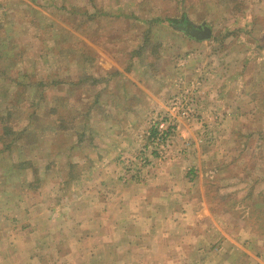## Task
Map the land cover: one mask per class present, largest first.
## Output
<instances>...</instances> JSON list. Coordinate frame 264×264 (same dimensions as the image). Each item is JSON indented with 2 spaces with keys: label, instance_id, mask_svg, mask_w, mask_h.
<instances>
[{
  "label": "rangeland",
  "instance_id": "rangeland-1",
  "mask_svg": "<svg viewBox=\"0 0 264 264\" xmlns=\"http://www.w3.org/2000/svg\"><path fill=\"white\" fill-rule=\"evenodd\" d=\"M217 1L219 7H229L231 15H224L220 25H208L210 29L214 30L215 38H221L220 36H224L226 33L235 34L236 37L239 36L238 32L245 35V37L242 34L239 36V38H245V41L234 47L231 50L234 52L228 58L222 59L221 63L226 61V69L231 75L234 69L242 66L240 60L244 59V56L248 57L251 54L253 57L252 52L255 51L254 55L256 53L259 55L257 44L264 43V40L262 42L259 39L260 32L254 33L251 27H247L246 21L252 19L250 13L241 11L243 4L247 7L253 3L252 0ZM28 2L30 6H35L40 11L33 7V14L24 12L22 6L14 4L13 12L6 11L10 17L11 13L15 15L16 23L11 19L9 22L17 27L15 36L19 44L18 48L21 46L19 49L22 51L18 52L17 57H22L21 59L24 60V64L14 65L11 70L14 72L19 68L21 75L33 73L38 75L37 77L49 78L51 81L52 77L57 79L51 73L57 68L60 83L56 86L55 84L51 85L50 89L44 93L45 99L41 102L39 113L45 115L54 108L55 110L59 109L60 113L68 115L69 110H72L69 114L74 111L80 117L83 116V119L78 117L77 124L66 125L71 129L55 136L57 122L51 124L49 120H54L56 116L48 113L49 115L43 116L44 118L39 117V119L45 120L43 125L35 124V122L29 125L24 122L21 110L26 107L22 102L25 101L24 94L27 93H21L19 102L13 103L12 106L16 111H13L12 118L21 115L13 126L16 127L19 123L17 128H31L32 126L33 129L31 132L28 130L24 137H20L19 141L14 143L20 149L13 146V155L0 154V254L9 257V253L5 250L9 252L10 244L18 245L19 239L24 244L32 243L30 250L24 247L26 250H23L21 255L40 257V260L44 257V262L47 261L44 264H59L55 260L63 254L65 247L63 248V245L58 249L56 245L62 243L64 238L70 243L76 241V238L80 236L76 235L74 231L76 221H80L79 224L82 226L77 230L82 233L81 240L83 242L95 241V233L91 232L89 211L97 209L102 212L106 206L104 205L102 208V202L93 201L95 196H92V189H94L91 183L92 169L99 166L96 165L98 155L104 156L109 151H114L113 149H119L123 144V140L120 138H103L104 133L99 132L102 128L95 129L98 117L105 129L108 114L111 118L117 119H121V115L133 118L137 114L136 108L140 106L144 109L147 106H142V101L138 104L136 97L123 104L120 102V104L111 103V106L108 105L110 100L106 97V93L112 89L113 81L116 80L115 74L107 75L105 73L109 70L108 68H113L114 65L120 66L128 75L131 73V76L134 72L140 71V78L146 84L147 90H152L151 93L168 83L169 77L167 76L171 74L172 77L176 74L171 80L172 85L174 84L173 92L171 91L172 93L167 95L163 105L156 106L155 108L158 110L147 106L145 119L137 118L136 122L127 129L130 130L127 137H130V134L135 136L137 134L138 139V141L130 143L129 153L125 154L124 152L125 158H117L118 160H115L118 150L113 155L114 162H119L118 166L123 171L125 169V172L130 175L129 178L140 177L139 175L143 173L148 174L151 168L154 169L156 166L155 162L167 161L170 152L164 160H158L154 155H150L153 153L152 149L146 148L145 153H142L141 150L142 147L148 146L144 135L148 131L152 114L155 111L163 113L168 99L178 92L179 84L188 85L202 79L199 76L196 78L194 68L196 64L189 56L192 48L188 46L187 42L191 35L183 30L175 29L176 27H172L168 22L169 25L166 23L168 18L178 23L175 19L182 14L183 16L187 15L189 6L194 1L29 0ZM9 5L11 8V2L6 4V6ZM104 5L110 7L120 5V9L116 8L108 12ZM71 7L77 9L76 15H71ZM91 8H95L94 14H91ZM263 15L264 10L260 13V16ZM44 16L45 19H43ZM31 17H34L35 20L33 21ZM142 18L147 19L145 23L141 22ZM37 20H42L44 27L41 26L34 30L25 28L27 23L38 24ZM236 20L239 25L236 24ZM52 21L55 23L54 25L51 24ZM226 21H229V31L227 26L223 25ZM234 22L237 26L233 24ZM178 26L192 32V29L186 25ZM139 33L141 38L136 41L135 37ZM253 35L258 37V41H253L254 43L249 39ZM60 37L64 39V49L56 45ZM221 43V45L214 43L213 47L217 51H223L231 46L226 45L227 42L226 44L225 42ZM60 50L63 51V54L59 57ZM8 53L3 56L6 57ZM258 60L260 59H257L256 62ZM244 67L248 68L250 72L261 69V67L255 69L252 63L246 64ZM37 77H33L32 80L35 81L38 79ZM233 80L234 78L231 81V87H229L231 96L237 94V91L239 93L236 81L233 82ZM71 81L81 88H76L74 91L75 87L72 89L69 86L68 90L67 83ZM2 86L4 89L2 88L0 91V95H2L0 97V113L3 115L6 102L13 99L15 90H11V88L9 90L10 85L8 86V84ZM14 100L15 98L12 101ZM95 100L96 104L88 110L89 103ZM246 100L248 102L250 99L246 98ZM199 101L197 120L188 124L201 123ZM234 107L235 111L242 109L239 114L244 116V121L241 123L242 131L234 142L236 154L228 151L224 152L225 155L221 153L218 159L224 163L222 165H204L206 166V178H203L202 185L206 211L214 218L215 224L223 232L211 227L210 233L214 235L211 236L213 239L211 252L213 251L215 256L218 255L219 251L228 248L231 241L238 236V243L257 258V264H262L264 263V210L259 211L258 207L261 206L256 207L255 204L260 203L261 198L264 201V196H257L264 191V154L260 153L259 147L262 139L255 135V137H251L250 131L247 129H249L250 119H255L257 116L262 124L264 117H260L259 111L263 110L264 106H259L256 114H250L254 109L251 104L247 105L246 103L245 106L238 107L236 105ZM230 108L232 109V107ZM229 109L223 107L218 112L216 124L229 116ZM86 112L87 115L84 116ZM140 120L144 122L142 125L139 124L141 127L138 128ZM262 128L264 126L260 125L258 130ZM9 139L6 143L13 141V138ZM210 140L214 141V138L207 139V141ZM174 144L175 141L170 151ZM226 148L227 146L219 149L224 151ZM140 157L145 159L144 164H140ZM92 159L94 161H91ZM232 159L235 160L230 163ZM126 161H128L127 164ZM14 163H18V165H13ZM209 176L211 179L208 178ZM241 180H246L248 183L244 186ZM206 182L210 183L209 187H206ZM222 195L229 197L221 202L219 199ZM250 195L253 199L250 198ZM75 210L77 213L74 215ZM257 216L258 218L261 216L260 221L262 222L256 223ZM49 225H51V232L48 236L51 243L55 245L53 250L42 246L44 237L42 229ZM33 228L34 230H32ZM245 233H247L246 236ZM221 234L225 235L224 241L219 239ZM49 237L46 236L44 239ZM33 247L37 249L34 250ZM64 251L69 252L67 249ZM211 252L209 256L213 258ZM231 256L237 257L238 261L244 259V256H241L239 252H234ZM72 262L74 263V261ZM40 264L43 263L40 262Z\"/></svg>",
  "mask_w": 264,
  "mask_h": 264
},
{
  "label": "crops",
  "instance_id": "crops-1",
  "mask_svg": "<svg viewBox=\"0 0 264 264\" xmlns=\"http://www.w3.org/2000/svg\"><path fill=\"white\" fill-rule=\"evenodd\" d=\"M23 1L29 4L28 0ZM192 1L194 2L189 6L187 15L183 16L182 14L175 20L178 22L176 24L186 25L194 33L202 31L201 29L204 27L210 30L211 40H209L210 38L198 40L191 35L187 42L188 46L192 48L189 56L196 64L194 66L196 78H198L197 76L202 78L196 80L201 83L199 93L201 123H181L174 147L170 151L167 161L155 162L156 166L154 169L151 168L148 174L143 173L139 175L140 177L129 178L130 175L125 172V169L123 171L118 166L120 165L119 162H114L118 160L117 158L124 159L123 153H129L130 143L138 141L137 134L136 136L130 134V137H127L130 131L127 129L136 122L137 118L145 119L147 106L152 107L153 110H158L155 107L163 105L167 95L171 91L173 92L174 84L172 85L171 80L176 74L172 77L171 74L170 76L166 75L168 73L164 74L169 77L168 83L151 93L152 90H147L146 84L140 78V71L132 72L133 76H131V73L128 75L120 66L114 65L113 68H108L109 70L105 72L107 75H116L112 89L106 93V97L110 100L108 105L111 106V103L120 104V102L123 104L136 97L138 104L142 101V106H147L144 109L140 106L136 108L137 114L133 118L120 114L121 119H117L111 118L108 114L105 129L98 117L95 129L102 128V130H95L96 132L104 133L103 138H120L123 140L122 149L120 147L113 149L114 151H109L104 156L98 155L96 165L99 166L92 169L93 179L91 183L94 187L92 196H95L93 201L102 202V208L104 205L106 208L102 212L97 211V209L89 211L91 232L95 233V241L83 242L81 240L82 233L77 230L82 226L79 224L80 221H76L74 231L76 235L80 236L73 243L64 238L62 243L56 245L58 249L63 245L65 248L63 254L55 262L59 264H257V258L238 243V236L231 241L228 248L219 251L218 255L215 256L213 251L211 252L213 250L211 236H214L210 233L211 227H214L215 230L217 228L221 233L223 232L215 224L214 218L206 211L202 181L203 178H206V166L204 165H222L224 163L218 159L221 153L225 155L224 152L228 151L236 154L234 142L242 131L241 123L244 121V116L239 114L242 109L235 111L234 106L241 107L245 106L246 103L247 105L251 104L254 109L250 114H256L258 107L264 106V43L257 44L259 55L257 53L254 55L255 51L252 52L253 57L251 54L248 57L244 56V59L240 60L242 66L234 69L229 75V70L226 69V61L221 63L222 59L228 58L234 52L231 50L245 41V38L243 39L245 35L238 32L239 36L241 34L243 36L239 38V36H234L235 34L226 33L224 36H220L221 38H215L214 30L210 29L208 25H220L224 15H231L229 7H219L217 0ZM8 2H11V8L10 5L6 6ZM251 2L253 3L247 7L243 4L241 11H248L252 17L246 21L247 27H251L254 33L260 32L261 36L264 37V15L260 16L264 10V0H252ZM18 3L19 0H0V5L8 12H13L14 5H19ZM32 7L38 10L35 6ZM104 8L109 12L116 8L120 9V5L117 7L104 5ZM91 10V14H94L95 8H91ZM146 20L142 18L141 22L145 23ZM167 20L172 19L168 18ZM235 22L239 25L237 20ZM235 22L234 25H236ZM223 25H226L229 31V21ZM243 27L242 29H245ZM254 36L249 39L252 42L258 41V37ZM261 36L259 39L263 42L264 38ZM135 38L138 41V38H141L140 33ZM221 42H225V44L227 42L226 45L231 46L226 50L217 51L213 45L214 43L221 45ZM257 59L260 60L256 62ZM249 63H252L255 69L258 67L261 69L250 72L248 68L244 67ZM233 78L239 93L237 91V94L231 96L229 87H231ZM246 98L250 99L249 103L246 102ZM243 102L246 103L243 104ZM223 107H228V109L232 107V109H229V116L216 124L218 112ZM259 115L264 117V109L259 111ZM258 118L259 116L250 119L247 130L250 131L251 137L258 136L259 139H262L259 147L260 153L263 152L264 154V128L258 130L260 125L264 126V120L261 124ZM143 122L141 121L138 125H142ZM140 125L138 128L141 127ZM211 138H214V141H207ZM225 146L227 148L224 151L219 149ZM116 151L118 156L114 160L113 155ZM235 159H232L230 163ZM125 163L127 164L128 161ZM208 178L211 179L210 176ZM241 183L244 185L248 181L241 180ZM209 185L210 183L206 182V187ZM201 201L202 203H200ZM76 213L75 210L74 215ZM42 230L44 236L42 246L53 250L55 245L51 243L48 236L51 232V225ZM223 235L219 236L222 241L225 238ZM46 236L49 238L44 239ZM18 242V245L10 244L9 252L5 250L9 253V257L0 254V257L2 256L0 264L47 263V261L44 262V257L40 260V257L21 255L20 253L26 250L25 248L30 250L32 243L24 244L19 239ZM36 249L34 248V250ZM65 249L69 252L64 251ZM210 252L213 254V258L209 256ZM234 252H239L241 256H244V259L238 261L237 257L233 258L231 255Z\"/></svg>",
  "mask_w": 264,
  "mask_h": 264
},
{
  "label": "trees",
  "instance_id": "trees-1",
  "mask_svg": "<svg viewBox=\"0 0 264 264\" xmlns=\"http://www.w3.org/2000/svg\"><path fill=\"white\" fill-rule=\"evenodd\" d=\"M18 4L24 8V10H23L24 12L27 11V12H30L32 14L34 13V8L32 6H30L28 3L24 2L23 0H19ZM6 11L7 10L0 5V91L2 88L4 89V87L2 86L3 84L5 86H6V84H8V86L10 85L9 90H10V88H11V90H13V89L15 90L14 96H13V99L15 98V100L12 101L13 100L12 99V100L6 102L5 113L3 115L0 113V116H1L0 117V144H2L0 147V154L3 153V155L8 154V156H10V155H13L12 147L14 146L17 148V145L15 146L14 143L16 144V142L19 141L20 137H22V136L24 137V134H26L28 132V130H30V132H31L33 129L32 126H31V128H27V127L26 128L25 127L24 128H20V127L17 128L19 123L17 124L16 127L13 126L14 122H17L18 118L21 115H19L18 117H15L14 119L12 118V115L14 114L13 111H16L12 105L14 102H17L19 100V97H21V93H27V94H24L25 95V99H24L25 101L22 102L26 107L21 110L22 115L24 116V118H23L24 122H26L29 125L30 124L32 125L33 122H35V124H38V125H43L45 120L41 119V118L39 119V117H43V116L45 117L49 114L56 116V118L54 120L53 119L49 120L51 122V124H54L57 122V128L55 129V133H56L55 136H57V134H60L66 130L71 129V128H68V126H66V125L71 126L73 124H77V122L79 121V118H81V120H82L83 116L80 117L78 115V113H74V111L72 112V114H69L72 110H69L68 115H65L62 112L60 113L59 109L55 110L54 108L50 109V111L48 112L49 114L45 113V115H43V114L41 115L39 113V107L41 106V102L44 101V99H45L44 93L48 89H50L51 85L55 84V86H56V84L60 83V81L58 79L59 76L57 73V68L54 69V72L51 71V73L54 74L55 78H57V79H54V77H52L53 79H51V81L49 78L42 79L40 77H37L38 75H34L33 73L32 74L23 73L21 75V72H20L21 69H19V68L17 71H14V72L11 70L12 69L11 67L14 65L17 66V65L24 64V62H23L24 60L21 59L22 57H17L18 52H22L19 49L21 46L18 48L19 44L17 43V37L15 36L17 33V27L14 24L9 22L11 19L13 22L16 23V21H14L15 15L13 14V16L10 17V15L7 14ZM70 13H71V15H76L77 9H75V7L72 8ZM31 18L33 21L35 20L34 17H31ZM43 19H45V16L43 17ZM37 21L39 23L36 25L28 24V23H27V25L25 24V26H26L25 28L29 29V30H34V29H37L41 26L44 27L42 20L41 21L37 20ZM167 22L172 27H174V28L176 27L175 29L183 30L190 35L192 33L190 30H188V29L186 30V28H183V27L180 28L178 26V24H176L175 21H173V20H167ZM51 24L54 25L55 23L52 21ZM30 27H32V29H30ZM41 29H43V28H41ZM62 32H63V30H62ZM56 45H58V47L64 49V47H63L64 46V39H62L61 37L58 38ZM7 52H9V53L6 55V57L3 56ZM61 54H63L62 50H60V53L58 54V56ZM20 75H21V77H20ZM33 77H37L38 79L33 81L32 80ZM69 86L72 87V89H73V87H75L73 89L74 91L76 88L77 89L81 88V87H77V85L73 81L67 83L68 90H69ZM1 96L2 95H0V97ZM95 104H96V100L94 102H90L88 110H90ZM88 110H87V112H88ZM87 112L85 113L84 116L87 115ZM9 138H13V141L6 143L8 140H10ZM56 142H58L57 139H56ZM77 142H79V141H77ZM17 149L18 150L20 149L19 146ZM13 165H18V163H14ZM250 196H251L250 198L253 199L252 195H250ZM257 196H264V191L260 192L259 195H257ZM228 197H229L228 195L227 196L222 195L219 200L222 202V201L227 200ZM255 206L256 207L261 206L258 209L259 211L264 210V201L262 200V198L260 199V203H256ZM243 212L245 213V211H243ZM260 220H261V216L259 218L257 216L256 223L262 222ZM263 225H264V223H263Z\"/></svg>",
  "mask_w": 264,
  "mask_h": 264
},
{
  "label": "built area",
  "instance_id": "built-area-1",
  "mask_svg": "<svg viewBox=\"0 0 264 264\" xmlns=\"http://www.w3.org/2000/svg\"><path fill=\"white\" fill-rule=\"evenodd\" d=\"M178 92L172 95L163 110L152 114L148 131L144 138L148 146L142 147V153L152 149L158 160H164L171 150L181 123L195 122L198 116V101L200 82L194 81L188 85H178ZM140 164L145 163L143 157L139 158Z\"/></svg>",
  "mask_w": 264,
  "mask_h": 264
},
{
  "label": "water",
  "instance_id": "water-1",
  "mask_svg": "<svg viewBox=\"0 0 264 264\" xmlns=\"http://www.w3.org/2000/svg\"><path fill=\"white\" fill-rule=\"evenodd\" d=\"M193 32V31H192ZM191 35L198 40H207L210 37V30L205 28L201 31V33H191Z\"/></svg>",
  "mask_w": 264,
  "mask_h": 264
}]
</instances>
